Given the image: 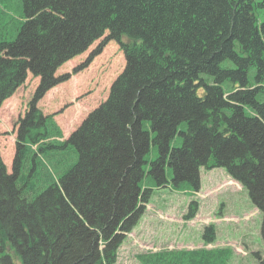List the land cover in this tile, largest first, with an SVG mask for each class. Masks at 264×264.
Listing matches in <instances>:
<instances>
[{
	"label": "trees",
	"instance_id": "1",
	"mask_svg": "<svg viewBox=\"0 0 264 264\" xmlns=\"http://www.w3.org/2000/svg\"><path fill=\"white\" fill-rule=\"evenodd\" d=\"M256 6L264 10V0ZM256 6L249 0H0V106L27 73L39 78L18 121L11 173L0 158V264H115L148 204L144 178L164 186L166 164L174 188L196 192L201 167L224 169L262 214L264 243V23L259 32ZM102 37L72 74L108 41L119 44L125 67L107 99L59 141V127L36 108L37 100L70 78L55 76L57 68ZM226 62L235 67H222ZM177 133L182 143L174 147ZM150 144L158 156L146 169ZM60 152L71 154L65 159ZM43 155L63 165L57 177ZM35 175L47 184L31 196ZM198 209L190 201L183 219ZM215 239V225L208 224L203 247L137 259L227 264L231 248H206ZM255 256L264 264V254Z\"/></svg>",
	"mask_w": 264,
	"mask_h": 264
},
{
	"label": "rangeland",
	"instance_id": "2",
	"mask_svg": "<svg viewBox=\"0 0 264 264\" xmlns=\"http://www.w3.org/2000/svg\"><path fill=\"white\" fill-rule=\"evenodd\" d=\"M255 15L259 26L264 20L263 9L256 8ZM262 38L264 43V36ZM100 41L101 39L96 40L82 54L60 66L56 75L71 72L85 60ZM124 64L119 46L110 42L93 58L85 70L73 74L68 81L57 84L40 97L36 108H39L43 115L53 116L63 137H67L89 112L107 98L109 88L122 72ZM222 67L235 66L231 62H226ZM202 78L209 84L213 83V77L202 75ZM248 80L252 85L256 83L254 67L249 69ZM38 84V79L28 74L24 83L0 106V156L8 173L11 172L16 152L17 121L24 117L28 102ZM230 86L229 81L222 84L226 90ZM184 129L185 123H182L179 130ZM147 130L152 134L148 127ZM181 143L182 136L177 133L171 146L179 147ZM60 153L65 159L71 154ZM157 156V148L150 144L146 169L149 168V162ZM61 158L63 160V157ZM43 163L53 178L58 176V168L63 166H59L57 161L45 155ZM164 169L167 183L162 187H157L152 180L144 178V187L151 189L146 211L132 232L127 235L118 251L115 264H141L137 255L150 250L200 248L203 244V227L209 223L215 225L216 239L208 247H226L233 250L227 264H258L255 253L264 254V243L260 235L262 214L253 206L247 190L237 181H232L224 169L207 170L204 167L199 170V192L195 193L186 186L176 189L171 182V168L166 164ZM33 178L30 177L31 196L40 192L47 184L39 175ZM191 200L199 202L198 213L193 220L183 221L182 217L187 212Z\"/></svg>",
	"mask_w": 264,
	"mask_h": 264
},
{
	"label": "bare ground",
	"instance_id": "3",
	"mask_svg": "<svg viewBox=\"0 0 264 264\" xmlns=\"http://www.w3.org/2000/svg\"><path fill=\"white\" fill-rule=\"evenodd\" d=\"M95 48H96V47H95ZM95 48H94V49H95ZM73 58H74V57H73ZM71 59H72V58H71ZM71 59H69V60H71ZM69 60H67L66 62H68ZM84 61H85V60H84ZM84 61H83V62H84ZM66 62H64V63H66ZM83 62H82V63H83ZM64 63H63V64H64ZM82 63H80V64H82ZM80 64H79V65H80ZM89 64H90V63H89ZM89 64H88V65H89ZM79 65H78V66H79ZM88 65H87V66H88ZM78 66H77V67H78ZM87 66H86V67H87ZM59 68H60V67H59ZM59 68H57L56 71H57ZM74 69H75V68H74ZM82 70H83V69H82ZM82 70H79V71H82ZM56 71H55V74H54V75H55V76H60V75H56ZM28 74H31V73H27V75H28ZM27 75H26V77H27ZM31 75H32V74H31ZM32 77L37 78L38 81H39V78H38V77H35V76H33V75H32ZM25 80H26V78H25ZM25 80H24V81H25Z\"/></svg>",
	"mask_w": 264,
	"mask_h": 264
}]
</instances>
